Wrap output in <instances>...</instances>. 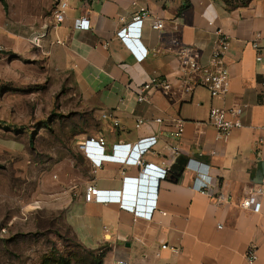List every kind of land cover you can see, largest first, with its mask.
I'll use <instances>...</instances> for the list:
<instances>
[{
    "label": "crops",
    "instance_id": "obj_1",
    "mask_svg": "<svg viewBox=\"0 0 264 264\" xmlns=\"http://www.w3.org/2000/svg\"><path fill=\"white\" fill-rule=\"evenodd\" d=\"M10 1L6 0L7 9L0 1L2 51H18L37 66L46 65L40 80L45 81L49 73L53 91L65 85L68 95L75 97L71 106L93 113L99 129L86 131L85 140L104 137L105 153L110 154L115 144L133 148L140 140L157 136L143 160L162 167L168 147L178 142L172 136L176 121H185V142H180L184 152L173 162L168 177L151 169L152 180L142 182V166L113 161L104 162L94 173L85 156L91 176L54 202L64 208L75 239L101 254L103 264H114L120 257L144 264H264V198L259 212L240 207L247 189L264 183V90L260 85L264 61H257L251 45L258 33L264 44V0L236 6L225 0H68L66 19L56 27L53 13L58 0L53 1L52 16L40 26L13 19ZM140 14H147L137 36L140 50L146 51L144 58L118 34ZM82 16L90 20L87 30L76 28ZM156 19L164 20L162 29L153 28ZM43 31L47 32L45 55L27 42L32 34ZM224 36L230 41L225 56L231 73L228 94L213 98L206 87L199 86L185 95L178 79L179 50L195 48L207 64ZM57 38L63 43H54ZM151 77L168 78L173 88L153 89L140 101L139 88ZM236 102L249 105L242 115L243 126L233 130L226 142H218L216 129L208 122L210 109ZM104 112L111 115L105 118ZM139 120L145 123L137 126ZM213 149L217 154L211 153ZM188 157L212 166L216 179L232 196L228 204H216L192 188L193 174L176 169ZM88 183L102 190H122L137 211L115 202L86 201ZM163 243L168 247L162 249ZM251 244L257 246L253 263L246 257Z\"/></svg>",
    "mask_w": 264,
    "mask_h": 264
},
{
    "label": "rangeland",
    "instance_id": "obj_2",
    "mask_svg": "<svg viewBox=\"0 0 264 264\" xmlns=\"http://www.w3.org/2000/svg\"><path fill=\"white\" fill-rule=\"evenodd\" d=\"M53 1L11 0L12 18L40 26ZM34 64L18 51H0V264H103L75 239L54 203L91 176L81 143L99 123L73 107L65 85L53 91L49 73L40 80L46 65Z\"/></svg>",
    "mask_w": 264,
    "mask_h": 264
},
{
    "label": "built area",
    "instance_id": "obj_3",
    "mask_svg": "<svg viewBox=\"0 0 264 264\" xmlns=\"http://www.w3.org/2000/svg\"><path fill=\"white\" fill-rule=\"evenodd\" d=\"M69 7L68 0L56 1L54 8V22L56 27L66 19V10ZM147 14L136 15L133 21L124 26L118 34L125 40L138 54L140 58H144L146 51L140 50V42L137 36L141 35V25ZM154 29H162L164 27L163 19H156L152 24ZM76 28L89 29L90 20L87 16L80 17L76 22ZM47 36V32L34 33L29 37L30 43L38 49L42 54H48L43 49V40ZM261 35L258 33L252 40L251 45L257 53V61H264V44L260 41ZM132 41L136 42L134 45ZM54 43H63L60 38H57ZM230 48V41L228 37H222L217 48L213 51L209 63L203 64L201 62V53L192 47H183L179 50L178 54V79L182 83V92L185 95H191L196 87H206L213 98H224L231 85V73L229 67L225 62V56ZM3 47L0 46V51ZM260 85L264 90V79L261 80ZM173 88L172 82L168 78L151 77L149 80L141 84L139 88L138 99L144 100L146 92L153 89H161L163 91H170ZM249 105L244 102H236L231 107H222L213 105L210 109L209 124L216 129L215 140L218 142H226L232 131L243 126L242 115ZM110 112H104L103 117L107 118ZM157 121H162L160 118ZM145 123L144 120H139L137 126ZM184 124L183 119L176 121V130L172 136L178 140L177 143L168 147L169 154L164 159L162 167L146 163L143 160V154L152 149L157 142V136H151L140 140L133 148L129 144H115L112 153H105L106 141L104 137L98 140L88 138L81 143V147L90 160L93 172H97L104 162L113 161L122 165L136 164L142 166L141 181L152 180V175L149 171L156 170L162 178L168 177L173 172V162L184 152L181 143L185 142L184 139ZM212 154H217V150L213 149ZM185 170H189L193 174L192 188L213 199L216 204H228L232 200V196L224 189L221 182L216 179V175L212 171V166L197 158L188 157L184 165ZM156 177V176H155ZM128 178V177H126ZM74 185L72 189L76 188ZM123 195L122 190H102L93 183H88L84 189V198L86 201H96L101 203H118L121 207L130 209L134 212L137 211L135 203L128 202ZM264 198V183H255L246 191L240 202V207L244 210L259 212L262 207V199ZM149 219V218H146ZM4 230H0V238ZM168 244L163 243L161 248H167ZM246 257L249 262L253 263L257 259V246L251 244L246 252ZM114 264H144L143 260L134 263L128 257H120L115 260Z\"/></svg>",
    "mask_w": 264,
    "mask_h": 264
},
{
    "label": "water",
    "instance_id": "obj_4",
    "mask_svg": "<svg viewBox=\"0 0 264 264\" xmlns=\"http://www.w3.org/2000/svg\"><path fill=\"white\" fill-rule=\"evenodd\" d=\"M186 161H187V159H184V160L179 161V164H178V166L176 167V169H177V170H180V171L184 170V165H185V162H186ZM133 194H134V190L131 189V190H130V195H131V197H133Z\"/></svg>",
    "mask_w": 264,
    "mask_h": 264
},
{
    "label": "trees",
    "instance_id": "obj_5",
    "mask_svg": "<svg viewBox=\"0 0 264 264\" xmlns=\"http://www.w3.org/2000/svg\"><path fill=\"white\" fill-rule=\"evenodd\" d=\"M2 3H3V5L5 6V8L7 9L8 8V4H7V2H6V0H0ZM94 252V251H93ZM101 255V254H100ZM102 256V255H101Z\"/></svg>",
    "mask_w": 264,
    "mask_h": 264
}]
</instances>
